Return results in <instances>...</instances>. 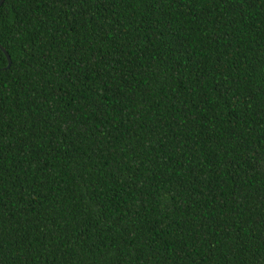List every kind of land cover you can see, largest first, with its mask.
Masks as SVG:
<instances>
[{
    "label": "trees",
    "instance_id": "obj_1",
    "mask_svg": "<svg viewBox=\"0 0 264 264\" xmlns=\"http://www.w3.org/2000/svg\"><path fill=\"white\" fill-rule=\"evenodd\" d=\"M2 264H264V0H4Z\"/></svg>",
    "mask_w": 264,
    "mask_h": 264
},
{
    "label": "water",
    "instance_id": "obj_2",
    "mask_svg": "<svg viewBox=\"0 0 264 264\" xmlns=\"http://www.w3.org/2000/svg\"><path fill=\"white\" fill-rule=\"evenodd\" d=\"M4 2V0H0V6L1 4ZM0 49L2 50V52L5 54V57L7 59V66L6 68H9V66L11 65V58L10 55L8 54V52L0 45Z\"/></svg>",
    "mask_w": 264,
    "mask_h": 264
},
{
    "label": "snow or ice",
    "instance_id": "obj_3",
    "mask_svg": "<svg viewBox=\"0 0 264 264\" xmlns=\"http://www.w3.org/2000/svg\"><path fill=\"white\" fill-rule=\"evenodd\" d=\"M227 3H243V0H226ZM0 264H2V261H0Z\"/></svg>",
    "mask_w": 264,
    "mask_h": 264
}]
</instances>
